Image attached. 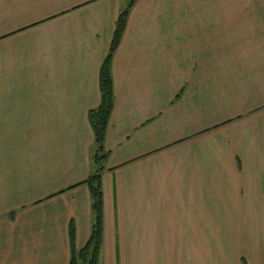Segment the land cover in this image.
I'll list each match as a JSON object with an SVG mask.
<instances>
[{
	"label": "crops",
	"instance_id": "0c3cea01",
	"mask_svg": "<svg viewBox=\"0 0 264 264\" xmlns=\"http://www.w3.org/2000/svg\"><path fill=\"white\" fill-rule=\"evenodd\" d=\"M129 1L0 0V264L89 239L88 113ZM110 68L99 264H211L220 242L264 264V0H136Z\"/></svg>",
	"mask_w": 264,
	"mask_h": 264
},
{
	"label": "trees",
	"instance_id": "16d2710c",
	"mask_svg": "<svg viewBox=\"0 0 264 264\" xmlns=\"http://www.w3.org/2000/svg\"><path fill=\"white\" fill-rule=\"evenodd\" d=\"M136 0H130L127 6L119 13L116 26L111 38L108 53L100 69V103L97 108L88 113V119L93 130L94 148L91 156V172L84 184L87 185L90 195L92 221L87 243L81 249L74 244L75 229L69 226L70 256L68 264H99L103 238V191L102 173L105 170L107 151L104 146L106 129L113 109V83L111 77L112 56L120 42L126 20L132 5Z\"/></svg>",
	"mask_w": 264,
	"mask_h": 264
},
{
	"label": "rangeland",
	"instance_id": "374dc122",
	"mask_svg": "<svg viewBox=\"0 0 264 264\" xmlns=\"http://www.w3.org/2000/svg\"><path fill=\"white\" fill-rule=\"evenodd\" d=\"M221 234H215L217 236H222ZM222 248L221 242L219 244H212V254H211V264H221V256H222Z\"/></svg>",
	"mask_w": 264,
	"mask_h": 264
}]
</instances>
